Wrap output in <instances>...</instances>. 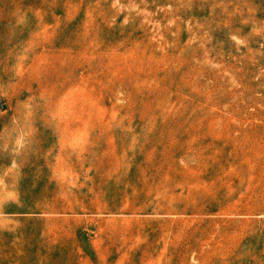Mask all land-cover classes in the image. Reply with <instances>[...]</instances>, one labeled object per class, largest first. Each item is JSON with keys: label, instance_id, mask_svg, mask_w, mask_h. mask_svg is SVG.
<instances>
[{"label": "rangeland", "instance_id": "374dc122", "mask_svg": "<svg viewBox=\"0 0 264 264\" xmlns=\"http://www.w3.org/2000/svg\"><path fill=\"white\" fill-rule=\"evenodd\" d=\"M0 264H264V0H0Z\"/></svg>", "mask_w": 264, "mask_h": 264}]
</instances>
